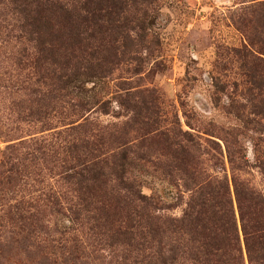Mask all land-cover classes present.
I'll return each instance as SVG.
<instances>
[{"label":"trees","instance_id":"1","mask_svg":"<svg viewBox=\"0 0 264 264\" xmlns=\"http://www.w3.org/2000/svg\"><path fill=\"white\" fill-rule=\"evenodd\" d=\"M146 1L0 0V49H9L10 66L18 69L5 87L24 91L28 97L13 102L17 121H38L44 129L52 125L51 115L65 107L64 117L70 118L66 132L71 136L56 164L61 186L56 190L40 187L30 198L24 194L14 198L16 203L8 206L11 220L38 228L49 214L70 212L73 225L59 233L62 248L79 253L77 259L94 261L110 252L111 257H119L116 264H264V192L234 176V199L228 177L197 170L201 155L210 153L200 134L181 130L178 140L166 132L157 133L168 149L167 161L151 151L136 155L126 130L117 135L109 124L89 119L92 107L71 91L82 77L109 78L124 53L143 44L150 34ZM243 10L238 25L248 32L250 44L257 41V51L264 53V38L259 36L264 34V0ZM126 84L131 82L117 84L116 93L125 89L134 104L150 109L149 100ZM215 86L223 91L224 84L216 81ZM107 102L101 103L105 113L109 112ZM205 140L215 151H222L217 140ZM103 144L111 148L103 149ZM15 148L7 146L0 164L1 193L10 186L14 192L31 177L41 184L44 181L43 170L37 176L26 170V160L32 162L37 153L48 154L49 148L31 147L20 159L12 155ZM228 156L234 168L248 165L246 156H235L229 145ZM136 159L150 162L151 175L179 191L184 188L180 192L187 193L188 199L181 215L169 214L174 204H167L158 192H144L143 181L129 170ZM259 167L264 173V161ZM87 229L108 249L99 255H94L99 252L96 249L89 250L93 255L88 253Z\"/></svg>","mask_w":264,"mask_h":264},{"label":"rangeland","instance_id":"2","mask_svg":"<svg viewBox=\"0 0 264 264\" xmlns=\"http://www.w3.org/2000/svg\"><path fill=\"white\" fill-rule=\"evenodd\" d=\"M257 1L148 0L144 5L150 34L143 44L137 43L124 53L109 78L82 77L71 91L92 107L87 114L89 119L109 124L117 135L126 130L134 154L151 151L167 161L168 149L157 133L166 132L179 140L181 132L188 130L200 134L203 146L210 150L199 158L197 170L228 177L234 199V176L264 192V173L259 167L264 161V53L257 51V41L250 44L248 32L237 22L243 9ZM259 36L264 38V34ZM12 56L7 47L0 49V164L10 144L16 147L12 155L19 159L27 156L31 147L45 146L49 152L37 153L32 162L26 160L25 168L33 176L43 170L42 184L31 177L25 179L24 185L20 182L14 192L11 186L10 190L0 192V264H116L119 257L104 252L109 245L102 241L100 244L88 229L87 252L91 254L89 250L96 249L99 252L94 255L104 252L106 257L94 261L77 259L79 253L62 248L59 232L73 225L71 213L66 210L52 215L48 212L46 220L40 221L39 226L43 227L38 228L29 222L16 224L17 221L11 220L8 206L16 203L21 194L30 198L40 187L56 190L61 186L56 164L58 157L63 156L66 139L71 137L70 131L66 132L70 118L64 117L65 107L51 115L52 125L44 129L38 121H17L13 102L28 97L24 91L5 87L9 85V77L18 72L15 66H10ZM123 80L131 82L125 86H132L139 97L149 100L150 109L134 104V98L125 96V89L116 93L117 84ZM216 81L224 84L223 91L217 90ZM105 100H109L108 113L101 107ZM205 137L217 140L222 151H215ZM228 145L235 156H246L248 165L234 168ZM108 146L103 144V149L111 148ZM54 152H59V156L53 155ZM144 160L136 159L130 166L133 176L143 181L145 193L158 192L167 204H174L167 211L169 214L181 215L188 199L187 193L180 192L184 188L179 191L168 181L151 175L152 166Z\"/></svg>","mask_w":264,"mask_h":264}]
</instances>
